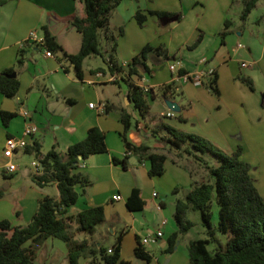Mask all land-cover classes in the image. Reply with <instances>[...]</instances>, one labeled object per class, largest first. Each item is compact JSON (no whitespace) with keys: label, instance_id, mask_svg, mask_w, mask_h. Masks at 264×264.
Masks as SVG:
<instances>
[{"label":"crops","instance_id":"obj_1","mask_svg":"<svg viewBox=\"0 0 264 264\" xmlns=\"http://www.w3.org/2000/svg\"><path fill=\"white\" fill-rule=\"evenodd\" d=\"M228 2L121 0L113 10L108 26L117 40L114 52L116 63L130 62L146 44L162 46L167 49L168 55L165 58L149 51L145 64L150 73L141 71L140 75L128 77L124 68L127 80L106 82L94 76L96 70L106 69V63L99 54L89 55L83 60V76L78 78L73 65L61 52L46 55L47 48L38 41L21 45L31 31L42 40V26L46 25L67 53L77 52L81 34L71 20L75 15L83 14L79 0H0V71L12 67L19 80L14 96L8 97L0 91V169L3 170L6 161L2 155L6 138L21 136L28 123L38 126L29 143L37 141L43 153L52 147L64 153L71 143L83 139L90 127L98 126L104 132L108 150L80 160L77 170L88 176L90 184L83 188L76 186L80 195L65 214H76L83 208L101 205L105 220L95 229L100 237L104 238L107 234L112 236L113 240L107 246H111L121 232L120 257L129 264H146L145 260L136 257L135 248L141 237L153 234L157 229L162 230L158 241L143 244L145 251L151 255L147 264H162L165 259L164 264H190L186 247L192 238L190 229L179 236L171 253L163 252V249L167 246L168 236L177 229L174 217L176 199L184 198L192 179L198 180L202 174L195 172L185 162L196 164L190 158H177L178 162H174L175 152L168 151L164 145L162 138L167 136V132L160 124L204 136L227 153L238 147L243 152L255 145L248 130L249 114L258 105L264 109L261 99V92L264 91V31L254 33L242 29L233 32L229 25L228 33L221 39L219 32L224 28V20L228 19ZM259 6L258 0L252 10ZM137 10L146 14L142 25L135 18ZM149 10L167 11L173 15L158 18ZM200 35L199 43L190 47ZM101 46L106 57L104 39ZM20 56L23 63L17 64ZM97 56H101L104 65L97 61ZM171 63H176L178 69L183 68L191 75L200 70H214L219 94L212 92L208 77L202 79V84L177 77V72L169 68ZM242 63H246V66H242ZM241 76L249 77L258 89H251ZM170 82H175L176 91L166 97L160 86ZM128 83L150 88V93L145 95L148 113L144 117L128 99ZM108 85H116L117 90H108ZM163 97L175 100L179 112L167 116L169 109ZM89 103H93V107ZM99 103L104 104V112L98 109ZM130 106L138 114L137 118H133L128 109ZM2 110L14 113L6 125L1 119ZM122 110L132 115L135 127H139L142 121L151 131L148 135L159 137L158 144L132 141V132L127 139L167 154L162 174L150 176L146 160L139 161L136 155L126 153L121 137ZM22 152L25 153V150ZM26 154L31 159L30 165L33 161L38 163V170L34 168L32 175L39 174L41 166L38 160L30 153ZM113 157H125V167L113 162ZM11 160L18 168L8 175L26 172L27 162L15 161V155ZM182 164L189 166L194 175L191 176L188 168ZM5 186L6 189L10 188L8 183ZM179 187L181 191L184 190L183 194ZM133 188L139 189L143 201L139 209H130L126 204ZM8 192L13 195L8 197H14L19 207L14 213L11 200L3 199L5 196L0 198V220L6 218L12 225H21V219L28 222L42 196L59 197L55 182L40 187L32 179L21 189ZM115 195H121V199H114ZM19 212L20 219L16 217ZM162 220L166 221L163 225ZM56 239L48 237L37 248L36 264H68L65 261L67 246ZM95 243L101 244L99 240ZM79 261L85 264L87 259L80 257Z\"/></svg>","mask_w":264,"mask_h":264},{"label":"trees","instance_id":"obj_2","mask_svg":"<svg viewBox=\"0 0 264 264\" xmlns=\"http://www.w3.org/2000/svg\"><path fill=\"white\" fill-rule=\"evenodd\" d=\"M121 0H79L82 4V15H75L71 24L81 34L80 47L75 53H67L56 37L49 31L46 25L43 29V45L50 52H61L74 68L75 75L82 78L83 60L89 55L99 54L106 63V57L112 60L113 68H117L114 60V52L117 46L116 36L109 30V19ZM242 10L240 18L245 20L258 0H241ZM158 18L168 17L173 13L159 10H149ZM135 18L139 25L146 19V14L137 10ZM231 21L224 20V28L219 32L221 39L228 33ZM121 32V30H120ZM102 39L105 41L106 53L101 50ZM201 35L190 46H196ZM149 51L167 57V49L162 46L152 47L144 45L141 50L131 59L127 67V75H140L141 71L150 73L145 64ZM22 53V50H20ZM17 64L23 63V57L17 59ZM13 68L0 71V91L12 97L19 87L18 78L9 76ZM187 73L183 68L178 69V74ZM128 78H122V80ZM251 89H254L249 77L241 76ZM119 82V81H118ZM208 84L216 95L219 90L216 84L215 72L208 77ZM127 96L134 103L139 114L144 117L148 113V104L145 93L139 86L128 83ZM162 94L166 97L172 96L176 91L175 82L160 86ZM262 105L264 107V91L261 92ZM14 115L13 112L1 111L2 122L6 125ZM120 120L123 124L122 140L125 151L130 152L139 161L149 162L148 174L150 176L160 175L165 170L167 154L153 151L146 144L132 143L127 139L126 131L132 124V115L122 110ZM162 125L167 136L162 138L168 151H174V162L177 158H190L196 163L198 169L203 171L202 176L196 180L192 179L191 186L184 198H177L174 206V217L177 229L167 238V246L163 252L171 253L181 234H184L193 225L187 218L188 210L198 211L201 223L207 228L212 239V210L211 198L215 193L218 204L217 229L226 233L227 248L213 252L207 248L210 239H189L187 252L190 264H264V197L259 192L251 175V165L240 157L241 147L227 153L219 148L208 138L199 134L177 130L167 124ZM108 150L104 132L98 126L88 129L87 135L78 141L71 143L64 153L52 147L46 152H41L37 141L26 147L25 152L30 153L39 162L40 173L32 175V181L37 186H44L55 182L59 197L53 198L49 195L42 196L30 220L26 225H12L11 221L4 218L0 220V264H36V250L48 237L58 238L66 243L68 264H80V257L87 259L85 264H129L120 257L121 232L117 235L111 246L90 243L86 238L79 241L74 240L71 230V222L77 223V231L92 234L95 227L104 222V209L101 205L86 207L76 214L66 215L67 208L74 205L80 195L76 186L85 187L90 184L87 175L77 170L80 160L90 154L106 152ZM210 153L218 159L217 164H210L203 158L204 153ZM113 162L125 167V157H113ZM188 168L191 176L192 169ZM3 175H9L3 170ZM205 175V176H204ZM205 177V178H204ZM4 189L0 187V198L4 196ZM126 204L130 209H139L143 201L139 196V189L133 188L127 197ZM110 249V250H109ZM136 257L147 262L151 255L145 251L143 244L138 241L135 248Z\"/></svg>","mask_w":264,"mask_h":264},{"label":"rangeland","instance_id":"obj_3","mask_svg":"<svg viewBox=\"0 0 264 264\" xmlns=\"http://www.w3.org/2000/svg\"><path fill=\"white\" fill-rule=\"evenodd\" d=\"M259 1H260V6L258 7V9L252 10L247 16V18L245 20H242L240 18V13L242 10V1L241 0H229L227 11H226V17L231 21L230 25H231V30L233 32H237L242 29L245 30V32H254V33H259V32L264 31V0H259ZM38 30L39 32L42 31V29L40 30V28ZM97 61L101 65H104V62L101 56H97ZM253 86H254V89H258L257 86L254 85V83H253ZM107 88L108 90H113V89L117 90L116 85H113L112 87L108 85ZM128 109L132 113L133 118L135 117L137 118L138 114L134 111L133 107L130 106ZM249 119L251 120L249 121V124H248L249 125L248 130L250 132L251 138L253 142L255 143V145H253L252 148H250L247 151L244 150L241 153L240 157L250 163L251 170H252V177L255 181V184L259 192L264 197V109L260 105H258L257 108L254 111H251V113L249 114ZM131 132L133 134L132 141H139V142L150 143V144L152 143L158 144L159 142V137L157 135L156 136L148 135V132L150 133L151 131H149V127H147L142 121L140 122L139 127H135L134 121H132V124L129 130H127V133H126V136L128 138ZM203 158L206 159L210 164H217L219 162L215 156H213L212 154L208 152L203 154ZM21 160L27 162V166L25 167L26 168L25 173L24 171H18L15 174L5 177L3 175V170L0 169V187L3 188L5 191L4 193L5 197L3 199L11 200V203L13 204L14 213L16 211L18 204L14 197L13 198L10 197L13 195L12 193L8 191L10 190L12 191L14 189H17V190L21 189L25 184H27L30 181V179H32L31 172L32 170L34 171V167L29 164L31 159L26 154V152L24 153L22 151H19L15 153V161H21ZM185 162L188 163V165L191 166L192 169L196 170V172H200L201 174H203L202 170L198 171L199 169H196V164H193L189 161L188 162L185 161ZM148 165H149V162H148ZM5 183H8L10 185L9 189L5 188L6 187ZM179 188L181 191V187ZM181 192L183 194L184 190L182 189ZM8 195L10 196L8 197ZM218 209L219 207L216 201V196H215V193H213L212 198H211V210H212L211 222H212V230H213L212 239L207 231V228L201 223L198 211H195V210L187 211V213L189 212V215L187 216V218L189 217L188 218L189 220L192 219L194 221V222L192 221L193 225L189 228L190 237H192L190 239H193V238L194 239H197V238L210 239V241L207 243V248L211 252H213L216 249L224 251L227 248V239H228L227 234L222 233L221 231L217 229ZM19 214L20 212L18 213V215L16 214V217L18 216L17 217L18 219H20ZM19 223L21 225L27 224V222L24 219L19 220ZM99 227H100V224L97 226V229ZM76 228H77V223L75 220H72L71 230L74 234L73 238L76 241L86 238L90 243L95 244V242L99 240L101 244L107 246L113 240L110 234H107L104 238L100 237V233L97 232L96 229L92 234H86L83 232H78ZM56 240L59 242H62V244H66L64 241L60 239H56ZM43 252L44 250L41 251L40 254L42 255ZM157 252L159 251L157 250ZM157 255H161V253H158ZM165 260H163L162 264L165 263ZM65 261H67V258H65Z\"/></svg>","mask_w":264,"mask_h":264},{"label":"built area","instance_id":"obj_4","mask_svg":"<svg viewBox=\"0 0 264 264\" xmlns=\"http://www.w3.org/2000/svg\"><path fill=\"white\" fill-rule=\"evenodd\" d=\"M42 42L43 39L40 40L37 38L34 31H31L28 35V37L21 43V45H24L27 42ZM46 55H51V52L49 50H46ZM203 61V60H202ZM129 62H122L121 64L117 63V68H111L113 65L112 60H110L108 57H106V69H98L94 72V76L98 79L104 80L106 82H117L122 80V78H125L124 76V68L127 69ZM242 66H246V63H242ZM169 68L175 72H177V77L182 78L183 80H191L195 84H202V79L204 77H209L213 74L214 70H200L196 72L195 74L191 75L189 73H183L178 74V68L176 63H171L169 65ZM137 85V84H136ZM140 87V89L145 93H150V88L144 85H137ZM93 103H89L90 107H93ZM98 109L101 110V112L105 111V106L103 103H99ZM175 112L172 110H169L167 112V116H172ZM26 114V112H24ZM38 130V126L35 123H28L22 132L21 136H8L5 140L4 147L2 149V155L5 157L6 161L3 164V170L6 173H12L14 172L18 166L15 162L11 160V158L15 155V153L19 151H24L27 146L30 145L29 138ZM32 166L38 170V163L36 161L32 162ZM155 195V192L153 193ZM114 199H121V195H115L113 197ZM165 220H162L161 224H165ZM162 236V230L157 229L153 234H148L146 236H143L139 239V242L141 244L146 243H156L159 239V237ZM110 250V249H109Z\"/></svg>","mask_w":264,"mask_h":264},{"label":"water","instance_id":"obj_5","mask_svg":"<svg viewBox=\"0 0 264 264\" xmlns=\"http://www.w3.org/2000/svg\"><path fill=\"white\" fill-rule=\"evenodd\" d=\"M9 76L14 77L15 72H12ZM129 99V98H128ZM163 100L169 110H172L174 112H179L180 108L175 100L163 97Z\"/></svg>","mask_w":264,"mask_h":264}]
</instances>
